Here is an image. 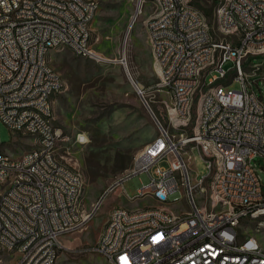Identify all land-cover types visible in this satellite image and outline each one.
I'll list each match as a JSON object with an SVG mask.
<instances>
[{
  "label": "built area",
  "instance_id": "2783aa9c",
  "mask_svg": "<svg viewBox=\"0 0 264 264\" xmlns=\"http://www.w3.org/2000/svg\"><path fill=\"white\" fill-rule=\"evenodd\" d=\"M173 1L156 0L157 10L147 21L149 42L159 81L192 90L191 100L168 92V118L172 128L189 132L188 141L198 148L209 172L198 177L184 143H178L158 119L156 147L148 143L142 148L111 187L127 191L124 181L138 177L141 191L129 198L154 203L113 207L104 223L106 233L92 249L109 264H264V234L250 242L251 224H239L243 214L264 212V183L254 167L258 158H264V97L256 91L262 92L264 86V64L256 65L252 59L264 54L258 53L264 19H257L264 0H235L225 3L224 12H214L218 31L237 38L229 52H222L228 39L217 38L208 17L199 15L198 28H191L192 13L175 15ZM142 4L144 0H139L140 11ZM96 14V2L89 0H0V119L13 133L9 145L0 138V181L11 188V195H4L10 214H3L0 203V253L11 257V264H17L20 253H27V264H54L56 251L65 248L63 236L81 232L72 230L65 204L72 194H80L78 215H84L85 175L64 161L59 150L64 139L61 127L38 129L37 121H55V115L47 113L49 96L66 89L61 73L50 70L53 51L75 48L77 56L94 57L91 33ZM201 24L209 25L211 36L200 34ZM166 29L179 33L184 49L167 41ZM196 46H203L204 56L196 55ZM190 57L211 58V65H190ZM174 60H181V67H174ZM239 64H248L246 74H238ZM196 79H203L202 87H194ZM222 79L240 81L242 87L230 92L222 87ZM136 88L144 96V88ZM150 88L160 91L155 84ZM199 91L198 117L191 127ZM210 95H217L216 104H207ZM18 110H25V117H18ZM37 111H44V118H37ZM27 121H35L33 134L21 133ZM18 135L30 139V145L40 143V151L15 155L9 146ZM220 144H227V151H220ZM216 152L225 155L224 184L222 190L208 193ZM27 176H35V183H27ZM230 176H238V186H230ZM200 185H207L206 195H199ZM182 186H197L195 204H188ZM13 190H20V201L12 200ZM24 192H32V203H24ZM181 199L186 207L178 214L161 209V202ZM41 212H51V220H41ZM159 222L173 223V230H160ZM27 233H35V240L26 241ZM14 234H23L20 251L4 252ZM169 255H176L175 263H168Z\"/></svg>",
  "mask_w": 264,
  "mask_h": 264
},
{
  "label": "rangeland",
  "instance_id": "374dc122",
  "mask_svg": "<svg viewBox=\"0 0 264 264\" xmlns=\"http://www.w3.org/2000/svg\"><path fill=\"white\" fill-rule=\"evenodd\" d=\"M196 1L212 8L210 23L217 32V38L232 41V36H224L218 31L214 12H218L222 0ZM186 2L191 4L190 0ZM97 3L98 11L92 24L93 49L101 58L77 56L66 48L52 53V64L63 76L66 88L55 101L54 122L64 133L59 150L65 162L84 173L86 206L91 211L95 210L84 230L63 236L65 248L59 253L57 264H109L101 253L92 248L97 244L111 209L118 205L134 208L154 203L149 198L131 200L121 187L113 190L112 185L132 166L138 152L158 135V119L170 128L174 138L179 140L189 136L185 127L172 128L165 116H168L167 107L171 103L169 91L150 88L155 84L158 90L156 84L160 80L154 66L156 59L147 25L157 10L156 0H144L142 11L134 22L132 19L137 13L139 0H97ZM252 59L256 65L264 64V54ZM229 66L230 63L226 68ZM244 66L248 67V64ZM136 85L144 88V96ZM202 86L203 79H200L197 87ZM241 87L240 81L236 80L225 86L233 90ZM256 91L264 97V86L262 92ZM200 96L199 91L191 127L198 117ZM79 136H84V141H80ZM12 137V131L0 119L1 140L9 145ZM29 142L30 139L18 135L9 150L19 155L32 149ZM184 149L189 159H193L192 167L198 172V177L207 175L209 170L198 148L191 143L184 144ZM164 164L167 165L166 162ZM254 167L264 183V158H258ZM215 173L216 168L209 177L208 193H214L211 183ZM137 179L131 177L124 181L130 196L137 192ZM206 193L207 185H202L199 195ZM165 206L178 214L186 203L181 199ZM241 224H251L248 235L259 239V234H264L256 221L247 218ZM79 248L83 251L76 250ZM11 263L9 255L0 253V264Z\"/></svg>",
  "mask_w": 264,
  "mask_h": 264
},
{
  "label": "bare ground",
  "instance_id": "6f19581e",
  "mask_svg": "<svg viewBox=\"0 0 264 264\" xmlns=\"http://www.w3.org/2000/svg\"><path fill=\"white\" fill-rule=\"evenodd\" d=\"M91 2H96V11H98V3L97 0H89ZM235 0H222L221 5L218 8V12H224L225 3H234ZM172 9L175 15H183L184 12L192 13L191 14V28H198L199 24V15L201 17H206L202 12H200L197 8L187 3L184 0L183 7L181 6V0H174L172 2ZM141 12L139 9L137 13L133 17L132 21L134 22L138 13ZM257 19H264V11H257ZM148 30L150 34V27L148 25ZM200 34L202 36H211V29H209L208 24L200 25ZM260 35H264V25L260 27ZM166 38L167 41L173 43L176 49H184V41L179 37V33L174 32L173 29H166ZM93 39V33H91V43ZM237 46V38H234L232 41H228V44H222V52H229V47ZM75 54V48H68ZM258 53H264V39L262 40V44L258 46ZM77 55V54H75ZM196 55L204 56V48L203 46H196ZM93 58H101L96 52L94 53ZM211 63V58H198V57H190V65L194 66H207ZM245 64H239L238 66V74H246L248 72V67L244 66ZM155 70L159 73L158 64L155 63ZM174 67H181V60H174ZM50 70L54 71V73H60L55 69L50 63ZM200 83V79L194 80V87H197ZM231 83V79H222V87L225 88L227 84ZM140 87L139 85H137ZM158 90H170L173 94H181V100H191L192 98V90L188 87H183L181 84L176 83H168L167 81H159L156 84ZM239 90L230 89V92H238ZM61 92H54V96H49L48 105H47V113L49 115H55L54 104L56 96H58ZM217 95L207 96V104H216ZM18 117H25V110H18ZM37 118H44V111H37ZM33 128H35V121H27V125H21V133L23 134H33ZM38 129H59V126L55 124L54 121H47L45 119H38L37 121ZM62 129V128H61ZM172 136V135H171ZM80 141H84V136H79ZM189 136H185L178 140V143L191 144L193 141H188ZM157 145V137L154 138L152 142L149 143V147H156ZM32 149L26 151V154H34V152L40 151V143H32ZM220 151H227V144H220ZM216 168V173L214 179L211 183V187L213 192L215 193L217 190H222L224 184V175H225V155L223 152H216V160L213 161V169ZM213 172V171H212ZM211 172V174H212ZM27 183H35V176H27ZM230 186H238V176H230ZM121 187L122 192H124L128 197L129 194L127 191H123V186H115V188ZM202 185H200V188ZM183 191L181 189V194L188 195V204H195V194L197 193V186H182ZM199 188V189H200ZM141 191V183H138L137 192ZM4 195H11V188H4V181H0V203L2 205L3 214H10L11 212V204L4 203ZM12 200L20 201V190L12 191ZM24 203H32V192H24ZM169 202H161V209H167L165 205ZM81 205V195L80 194H72V200H70L69 204H65L66 218L71 219L72 222V230L73 231H82L86 227L88 223L87 220H91L95 210H89L86 206V202L84 203V215H78V208ZM249 218L250 220L256 221L259 227H262L264 230V212H257L254 214H243L239 217V224L243 222V220ZM41 220H51V212H41ZM160 230H173V223L167 222H159ZM106 233V225L102 228V231L99 235V238H103ZM248 239L250 242H257L259 239L255 236L248 235ZM35 233H27L26 241H34ZM23 244V234H14L11 237V245H4V252H19L20 245ZM61 251H56V255L54 256V264H57V258ZM176 255L168 256V263H175ZM17 264H27V253H20L19 259L17 260ZM154 264H166V262H156Z\"/></svg>",
  "mask_w": 264,
  "mask_h": 264
},
{
  "label": "trees",
  "instance_id": "16d2710c",
  "mask_svg": "<svg viewBox=\"0 0 264 264\" xmlns=\"http://www.w3.org/2000/svg\"><path fill=\"white\" fill-rule=\"evenodd\" d=\"M190 3L193 4L195 7H197L200 11H202V13L206 17H208V19L211 22V19L213 18V10L211 7H205V6L201 5L200 3H198L196 0H190ZM93 40H94V36H93L92 42H93ZM165 116L168 117L167 114H165Z\"/></svg>",
  "mask_w": 264,
  "mask_h": 264
},
{
  "label": "crops",
  "instance_id": "0c3cea01",
  "mask_svg": "<svg viewBox=\"0 0 264 264\" xmlns=\"http://www.w3.org/2000/svg\"><path fill=\"white\" fill-rule=\"evenodd\" d=\"M51 64H52V62H50ZM52 66H53V64H52ZM54 67V66H53ZM55 68V67H54ZM56 69V68H55ZM166 91H169L170 93H172L170 90H168V89H165ZM55 101H56V99H55ZM54 110H55V104H54ZM104 227V226H103ZM102 231V230H101ZM101 233V232H100Z\"/></svg>",
  "mask_w": 264,
  "mask_h": 264
},
{
  "label": "water",
  "instance_id": "95a60500",
  "mask_svg": "<svg viewBox=\"0 0 264 264\" xmlns=\"http://www.w3.org/2000/svg\"><path fill=\"white\" fill-rule=\"evenodd\" d=\"M120 61H123V58H122V59H120Z\"/></svg>",
  "mask_w": 264,
  "mask_h": 264
}]
</instances>
